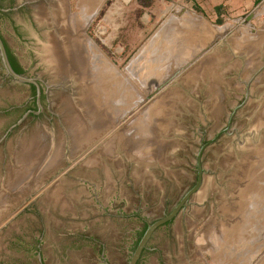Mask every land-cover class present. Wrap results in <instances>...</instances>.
Listing matches in <instances>:
<instances>
[{
  "label": "rangeland",
  "instance_id": "obj_1",
  "mask_svg": "<svg viewBox=\"0 0 264 264\" xmlns=\"http://www.w3.org/2000/svg\"><path fill=\"white\" fill-rule=\"evenodd\" d=\"M0 9V36L39 84L41 109L27 111L38 112L37 88L9 75L0 54V264H42L39 244L44 264H130L147 226L135 214L152 224L179 205L198 179L203 136L229 126L247 86L233 134L203 149L200 187L136 264H264V0Z\"/></svg>",
  "mask_w": 264,
  "mask_h": 264
},
{
  "label": "water",
  "instance_id": "obj_2",
  "mask_svg": "<svg viewBox=\"0 0 264 264\" xmlns=\"http://www.w3.org/2000/svg\"><path fill=\"white\" fill-rule=\"evenodd\" d=\"M24 4V3H23ZM20 7H22V6H20ZM20 7H13V8H20ZM13 8H10L9 10H1V11H3V12H7V11H10V10H12ZM248 19H251V17H249ZM0 54H1V57H2V61H3V63H4V67H5V69H6V71H7V73L9 74V75H11L12 77H14V78H16V79H18V80H20V81H24V82H27V83H33L35 86H36V88H37V92H36V94H35V96H33L34 98H35V101H36V104H37V110H38V112L37 113H34L33 112V109L32 108H28L27 109V111L28 110H31V113L33 114V115H35V116H37L40 112H41V109H40V107H39V104H38V97H39V93H40V86H39V84L36 82V81H34V80H32V79H28V78H26V77H24L22 74H19L18 73V71L15 69V67H14V65H13V62H12V60H11V58H10V56H9V54H8V52H7V49H6V47H5V44H4V42H3V40H2V38H1V36H0ZM188 66V65H187ZM187 66H185V67H183V68H186ZM180 70H178V71H176L173 75H171L170 77H168L165 81H164V83H162L161 85H159L158 87H157V92L163 87V86H165L166 84H168V82H170L175 76H176V74L179 72ZM249 88H250V86H247V94H246V97H245V99H244V101L241 103V104H239L235 109H234V111H233V113H232V115H231V117H230V120H229V126L228 127H226V128H224L215 138H213L211 141H209V142H207V143H203V138H204V136H203V138H202V146H201V148H200V151H199V153H198V156H197V164H198V179H197V181H196V183L194 184V186L181 198V200H180V202H179V205L171 212V213H169L165 218H163V219H161V220H158V221H156V222H154V223H152V224H150L149 222H147L140 214H135V215H138L139 217H141L146 223H147V226H146V228H145V231H144V233H143V235H142V238H141V240H140V242H139V244H138V247H137V249H136V251H135V253H134V256H133V258H132V261H131V263L130 264H136L137 263V260H138V258H139V255H140V253H141V251H142V249H143V247L145 246V244H146V241H147V239H148V237L150 236V234H151V232L159 225V224H161V223H163V222H165V221H167V220H169V219H171V218H173L176 214H177V212L179 211V209H180V207L182 206V204L185 202V200L189 197V195L192 193V192H194V191H196L199 187H200V185H201V183H202V153H203V149H204V147L206 146V145H208V144H211V143H213L214 141H216L218 138H219V136L221 135V134H223L225 131H227L229 134H233V133H230V126H231V122H232V118H233V116H234V114H235V112H236V110L238 109V108H240L243 104H245V102H246V100H247V98H248V94H249ZM155 92V91H154ZM154 92H152V93H150V94H148V96H147V99H151L152 97H153V95H154ZM32 98V97H31ZM30 98V99H31ZM29 99V100H30ZM28 100V101H29ZM27 101V102H28ZM26 102V103H27ZM25 103V104H26ZM24 104V105H25ZM24 105H22V106H24ZM22 106H20V107H22ZM15 107H17V106H15ZM27 111L25 112V114L22 116V118L19 120V122L24 118V116L26 115V113H27ZM200 132H202V131H200ZM204 135H205V132H204ZM109 215H111V214H109ZM135 215H128V216H135ZM112 216H115V215H112ZM44 229H45V227H43V234H44ZM43 234H42V238H43ZM42 238H41V241H42ZM41 241H40V243H41ZM39 257H40V260H41V262H42V264H44L43 263V260H42V257H41V248H40V244H39Z\"/></svg>",
  "mask_w": 264,
  "mask_h": 264
},
{
  "label": "flooded vegetation",
  "instance_id": "obj_3",
  "mask_svg": "<svg viewBox=\"0 0 264 264\" xmlns=\"http://www.w3.org/2000/svg\"><path fill=\"white\" fill-rule=\"evenodd\" d=\"M56 17H57V15H56ZM59 17H60V15H59ZM60 18H61V17H60ZM62 18H64V17H62ZM64 19H65V18H64ZM62 26H63L62 30L64 29L65 31H64V30H63V31H64L65 33H67L69 36H70V35H74L73 32H72V30H71L72 28H71L70 26H68V23L65 22ZM80 35L82 36V35H83V32H81ZM84 35H85V31H84ZM77 37H78V35H77ZM85 37L88 39V37H87L86 35H85ZM58 39H59V38H57V37L54 38L53 41H52V44H51V46H50V52H51L52 54H54V55H55V53L58 52V51H57V48H58V46H57V45H58ZM75 39H76V36L72 37L73 43H72V42H71V43H72L73 45L76 44V43H75ZM84 44L86 45L87 43L85 42ZM70 48H71V49L69 50V58L71 57V50H72V49H75V46H71ZM84 50H85V49H84ZM84 53H85V52H84ZM84 53H83V54H84ZM85 56H86V55H84V61H85ZM71 59H72V58H71ZM80 61L82 62L81 59H80ZM72 63H73V62H72ZM82 63H83V62H82Z\"/></svg>",
  "mask_w": 264,
  "mask_h": 264
},
{
  "label": "trees",
  "instance_id": "obj_4",
  "mask_svg": "<svg viewBox=\"0 0 264 264\" xmlns=\"http://www.w3.org/2000/svg\"><path fill=\"white\" fill-rule=\"evenodd\" d=\"M7 52H8V54H9V56H10L12 62H13V65H14L15 69L18 71L19 74H22L23 71H22L20 65H18V63L15 62V60L12 58V56L10 55L8 50H7Z\"/></svg>",
  "mask_w": 264,
  "mask_h": 264
},
{
  "label": "crops",
  "instance_id": "obj_5",
  "mask_svg": "<svg viewBox=\"0 0 264 264\" xmlns=\"http://www.w3.org/2000/svg\"><path fill=\"white\" fill-rule=\"evenodd\" d=\"M208 22V21H207ZM198 58H195V60H197ZM195 60H193V62L195 61ZM188 67V66H187Z\"/></svg>",
  "mask_w": 264,
  "mask_h": 264
}]
</instances>
